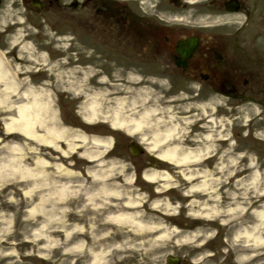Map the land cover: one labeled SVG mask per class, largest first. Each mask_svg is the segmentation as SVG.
Masks as SVG:
<instances>
[{"label": "rangeland", "instance_id": "obj_1", "mask_svg": "<svg viewBox=\"0 0 264 264\" xmlns=\"http://www.w3.org/2000/svg\"><path fill=\"white\" fill-rule=\"evenodd\" d=\"M20 11L0 10V48L20 79L17 90L8 97L9 107H0V173H5V168L9 171L8 162H19L33 175L0 177V264H92V253L99 252L104 264H166L167 255L181 257L180 264H239L241 243L251 245L237 233L252 223L241 218L240 210L226 211L248 205L254 196L264 205V137L263 130L254 129L257 120L248 119L254 113L240 106L230 109L219 97L200 99L198 89L143 85L140 73L126 77L116 71H83L81 45L75 38L68 40L74 32L71 24H50L46 9ZM25 16L28 20L19 23ZM14 19L17 22L12 23ZM58 32H64L66 39L60 36L57 40ZM49 50L64 61H49ZM28 87L42 90L51 101L55 125L68 130L72 146L67 137L49 146L7 133L4 124L16 115L14 106L26 99L21 93ZM93 98L100 102V111L97 118L87 119ZM114 108L126 117L151 113L147 124L131 133L111 124L109 114ZM170 125L178 127V134L161 148L179 144L184 150H194L190 147L211 145V151L183 166L148 163L150 154L161 149L147 147L153 132ZM36 130L45 132L38 125ZM208 133L213 135L210 140L204 139ZM77 135L86 136V141ZM94 137L110 140V144L96 146L91 141ZM130 141H140L144 152L131 156L127 150ZM86 150L101 153L92 160L84 155ZM190 164L223 168L211 174L213 181L204 193L191 187L209 173L193 181L186 179ZM243 168L245 177L240 176ZM108 169L112 172L104 182L119 190V196L98 191L102 181L95 179L93 172ZM254 170L261 174L256 185L251 180ZM152 171L165 172L169 179L146 181L143 173ZM62 187L67 195L53 193ZM128 199L135 203L127 206ZM205 206H213L217 212L210 217L204 213ZM126 211L138 221L159 227L139 231L110 218ZM210 218L214 222L211 228L181 227L182 221L201 225L200 221L209 222ZM260 251L257 264H264V246ZM248 256L245 264L250 262Z\"/></svg>", "mask_w": 264, "mask_h": 264}, {"label": "flooded vegetation", "instance_id": "obj_2", "mask_svg": "<svg viewBox=\"0 0 264 264\" xmlns=\"http://www.w3.org/2000/svg\"><path fill=\"white\" fill-rule=\"evenodd\" d=\"M4 7L16 12L46 9L50 24H71L74 32L68 40L79 41L83 70L126 77L140 73L143 85L198 89L200 99L219 97L230 109L252 111L248 119L257 120L254 129L264 130V0H0V10ZM63 34L58 32L57 40L66 39ZM54 59L64 61L49 50V61ZM204 165L191 167L193 177L205 170L215 173L216 164ZM243 169L241 177L247 175ZM257 199L241 211L249 223L255 222L251 207L260 205ZM213 224L184 222L181 227ZM241 246L237 263L245 264L244 254L251 256L248 264L261 262L259 248Z\"/></svg>", "mask_w": 264, "mask_h": 264}, {"label": "bare ground", "instance_id": "obj_3", "mask_svg": "<svg viewBox=\"0 0 264 264\" xmlns=\"http://www.w3.org/2000/svg\"><path fill=\"white\" fill-rule=\"evenodd\" d=\"M19 35L14 36V39H17ZM16 70H12L8 64V61L5 59V56L0 52V107H9L8 97L11 92H15L20 84V79H18ZM44 92L42 90H36L33 87H28L24 89L21 93L26 99L22 102H18L14 107L16 110V115L10 117L8 121L5 122L4 127L7 132L10 133H19L25 137L36 140L37 142L45 143L49 146H55L56 141L59 139H65L67 137L68 130L64 127H58L55 125L56 115L55 111L51 108V101L46 99L43 96ZM99 104L100 102L93 98L88 103V114L86 115L87 119L97 118L99 114ZM151 111H144L140 114V117H126L122 111L118 108H114L110 114L109 119L113 126L123 127L124 129L130 131L131 133L141 130L144 124H147V119ZM44 127L42 134L37 132L36 127ZM178 134V127L176 125H170L165 127L163 130L155 131L152 134V141L147 146L149 149H158L165 142L169 141L171 138H174ZM212 133H208L204 136V139H211ZM71 138V137H70ZM81 141H86V136L77 135ZM69 146H72L73 143L68 139ZM70 141V142H69ZM92 143L96 146H108L110 140L92 138ZM19 147V146H18ZM161 148V147H160ZM211 145H207L201 149L197 148L194 150H184L179 144H172L161 148L159 150L158 156L173 162V163H185L190 160H198L206 153L211 151ZM101 153L100 150H86L84 155L88 159L94 160ZM20 158V157H19ZM94 158V159H93ZM44 163V161H42ZM1 167V166H0ZM6 167H9V171L5 168V173L3 172L0 177L5 178L6 176H31L33 175L29 168L23 167L19 162L12 164L8 162ZM112 170H103L101 172H93L95 179L102 181L101 186L98 191H101L106 194H114L119 196L121 192L113 187H109L104 180L106 177L111 174ZM143 177L149 182H155L158 179L167 180L169 175L165 172L152 171L144 172ZM261 177V174L256 170L253 171L251 175V180L253 185H256V181ZM189 178V176H187ZM213 181V178L203 177L201 182L193 185L191 190L193 191H209V187ZM53 193H58L60 196L67 195L65 187L55 190ZM135 202L131 199H128L126 202L127 206L133 205ZM205 214L208 216L212 213L217 212V209L213 206H205ZM240 207L235 206L228 208L226 212H236L239 211ZM254 215L257 217L256 224L250 228H242L237 234L239 237L244 238L246 242H249L250 245L255 248L264 246V205L260 206L259 209H256ZM110 218L116 223L124 224L128 223L133 225L137 230H151L159 227V224H148L143 223L135 219L134 214L131 212H119L110 216ZM263 232V233H262ZM247 254H244L243 258H246ZM100 261L105 263L104 255L102 253H92V264Z\"/></svg>", "mask_w": 264, "mask_h": 264}, {"label": "water", "instance_id": "obj_4", "mask_svg": "<svg viewBox=\"0 0 264 264\" xmlns=\"http://www.w3.org/2000/svg\"><path fill=\"white\" fill-rule=\"evenodd\" d=\"M129 149H130L132 154H139L141 152V149L139 148V146L134 145V144H130ZM167 259L171 264L176 263V260L172 259L171 257H168Z\"/></svg>", "mask_w": 264, "mask_h": 264}]
</instances>
